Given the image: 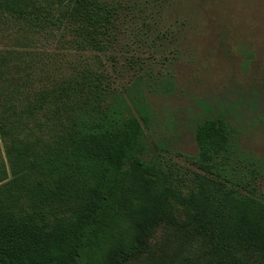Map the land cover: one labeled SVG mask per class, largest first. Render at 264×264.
<instances>
[{
  "label": "trees",
  "instance_id": "1",
  "mask_svg": "<svg viewBox=\"0 0 264 264\" xmlns=\"http://www.w3.org/2000/svg\"><path fill=\"white\" fill-rule=\"evenodd\" d=\"M60 8L108 27L122 4L61 0ZM96 76L63 83L25 106L29 116L49 104L75 108L68 130L47 152L6 146L14 176L0 185V264H127L164 224L181 236L187 264H264V197L252 183L260 171L243 169L227 117L197 123L196 163L211 176L197 174L195 189L184 194L161 161L146 156L144 80L107 103ZM10 131L0 123L3 141ZM5 172L0 169V182ZM171 199L184 209L183 225Z\"/></svg>",
  "mask_w": 264,
  "mask_h": 264
},
{
  "label": "rangeland",
  "instance_id": "2",
  "mask_svg": "<svg viewBox=\"0 0 264 264\" xmlns=\"http://www.w3.org/2000/svg\"><path fill=\"white\" fill-rule=\"evenodd\" d=\"M119 1L116 25L102 27L69 17L61 0H0V123L11 127L4 141L0 132V169H7L0 185L14 176L6 146L47 152L75 108L49 104L29 116L25 106L98 75L107 103L144 80L146 156L161 161L184 194L195 189L197 174L211 176L196 163L195 127L224 114L243 169L260 171L252 183L264 197V0ZM31 9L42 19L21 11ZM170 204L183 225V207ZM181 250L176 228L164 224L127 264H187Z\"/></svg>",
  "mask_w": 264,
  "mask_h": 264
}]
</instances>
